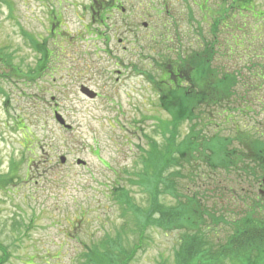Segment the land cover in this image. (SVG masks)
I'll use <instances>...</instances> for the list:
<instances>
[{
    "label": "rangeland",
    "instance_id": "1",
    "mask_svg": "<svg viewBox=\"0 0 264 264\" xmlns=\"http://www.w3.org/2000/svg\"><path fill=\"white\" fill-rule=\"evenodd\" d=\"M91 1L0 0V48L11 54L15 69L7 77L9 69L0 61V244L8 253L4 264H92L83 260V252L106 236L116 241L124 222L129 227L121 243L127 254L133 249L127 264H174L184 235L181 229L165 231L148 225L142 247L134 249L140 222L129 211L123 213L110 193L120 184L131 190L133 201L147 203L144 190L131 186L129 180L135 178L131 172L141 169L146 136L164 143L157 119H168L148 74L158 78L159 63L166 65L163 57L175 59L199 48L204 36L210 37L212 17L218 16L222 0H120L131 26L118 32L121 43L113 29L102 38L91 34L97 29L88 12ZM253 1L255 10L264 13V0ZM50 11L64 18L60 35L48 32ZM226 15L219 28L218 63L247 77L264 65V22L235 9ZM119 16L113 13L112 19L119 21ZM255 26L263 27L259 37ZM234 36L239 41L244 36V43L234 45ZM31 37L50 50L38 76L32 75L39 53ZM251 58L253 68L248 65ZM81 85L98 96L82 95ZM248 95L250 118H237L233 125L264 132V84ZM55 111L70 128L55 120ZM213 115L217 126H209V134L235 133L229 121L223 124L216 112ZM177 130L180 141L188 122H181ZM77 159L85 164H77ZM225 175L229 189L239 192L233 174ZM211 182L214 187L215 181ZM208 194L207 203L215 202L213 207L221 209L224 199L217 201L222 195L213 188ZM225 194L230 195L227 189ZM163 199L173 203L168 196ZM234 199L239 198L234 195ZM226 213L232 217L235 210ZM228 230L211 225L199 233L215 242Z\"/></svg>",
    "mask_w": 264,
    "mask_h": 264
},
{
    "label": "trees",
    "instance_id": "2",
    "mask_svg": "<svg viewBox=\"0 0 264 264\" xmlns=\"http://www.w3.org/2000/svg\"><path fill=\"white\" fill-rule=\"evenodd\" d=\"M109 2L119 4L118 0ZM121 7L126 9L124 5ZM232 9L250 13L264 22V13L255 10L253 0H222L218 16L212 17L210 37L204 36L199 48L178 54L175 59L163 57L166 65L159 63L158 78L148 74L168 119H157L164 143L161 145L146 136V146L139 157L141 169L131 172L135 178L129 180V184L144 190L147 203L133 201L129 196L131 190L120 184H115L110 193L118 200L123 213L129 211L133 219L140 222L138 242L132 243L134 249L142 247L143 230L148 225L165 231H184L173 257L174 264H264V132L255 127L250 132L233 125L234 121H239L237 118H250L252 100L248 93H255L264 84V65L254 68L246 77V73L229 71L218 63V58L222 57L219 28ZM98 11L95 14L97 29L90 30L91 34L102 38L101 35H108L110 27L118 31L119 27L109 21V9L99 8ZM262 28L254 27L257 37ZM30 42L39 53L32 74L38 76L44 71L50 50L34 37ZM237 43L243 44L244 36L240 41L234 36V45ZM0 51V61L9 69L6 76L11 77L15 74L11 54L1 48ZM248 65L255 67L252 58ZM239 85L244 88L243 92ZM214 112L221 117V123L230 122L234 134L208 133L209 126H217ZM184 121L188 122V130L178 141L177 128ZM200 165L204 168H199ZM171 167L174 171L168 172ZM227 172L239 183V192L229 189ZM211 181H215L214 187ZM210 188L222 195L217 201L224 199L221 209L213 207L217 205L215 202L207 203ZM226 189L230 193L228 197ZM234 195L239 199L235 200ZM163 196L172 198L173 203H165ZM232 210L235 214L230 217L226 212ZM211 225L228 226V233L215 242L208 241L199 232ZM127 227L129 224L124 222L116 241L106 236L95 248L88 247L82 254L83 260L92 264H127L133 256V249L127 254L121 243V236L127 239L123 236ZM0 253V264H4L8 253L2 244Z\"/></svg>",
    "mask_w": 264,
    "mask_h": 264
},
{
    "label": "flooded vegetation",
    "instance_id": "3",
    "mask_svg": "<svg viewBox=\"0 0 264 264\" xmlns=\"http://www.w3.org/2000/svg\"><path fill=\"white\" fill-rule=\"evenodd\" d=\"M119 4H115V3H112L109 2V0H101V1H96V0H92L91 1V4H90V7H89V15H90V21H92L93 23L92 24H95V20H96V16L95 14H98L99 11L98 9L99 8H105V9H109V11H107V14L109 16V20L112 18V15L113 13L116 14V12L120 13L119 15V21L121 24H124L123 22L127 21V18H126V14L124 13V8L121 7V1L118 0ZM111 4V6H110ZM63 16L61 13L59 14H56L54 11H50L49 12V24L52 25L49 27V34L52 35H60L62 33V21H63ZM114 23L117 21V20H113ZM123 21V22H122ZM125 30H131V27L128 26L126 27L125 26ZM98 96V95H97ZM262 192V191H261Z\"/></svg>",
    "mask_w": 264,
    "mask_h": 264
},
{
    "label": "water",
    "instance_id": "4",
    "mask_svg": "<svg viewBox=\"0 0 264 264\" xmlns=\"http://www.w3.org/2000/svg\"><path fill=\"white\" fill-rule=\"evenodd\" d=\"M145 25V24H144ZM81 92L83 93V94H85L86 96H88V97H90V98H93L94 96H95V93L92 91V90H90L89 88H87V87H81ZM55 119L58 121V123L60 124V125H62L63 127H65V128H70V125H68V124H66L65 123V120L62 118V116L59 114V113H57V112H55ZM64 161V158L63 157H61V162H63ZM77 164H83L84 162L82 161V160H80V159H78L77 161Z\"/></svg>",
    "mask_w": 264,
    "mask_h": 264
}]
</instances>
